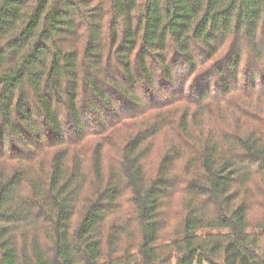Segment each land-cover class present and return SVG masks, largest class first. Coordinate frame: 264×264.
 <instances>
[{
	"label": "trees",
	"instance_id": "obj_1",
	"mask_svg": "<svg viewBox=\"0 0 264 264\" xmlns=\"http://www.w3.org/2000/svg\"><path fill=\"white\" fill-rule=\"evenodd\" d=\"M0 264H264V0H0Z\"/></svg>",
	"mask_w": 264,
	"mask_h": 264
}]
</instances>
